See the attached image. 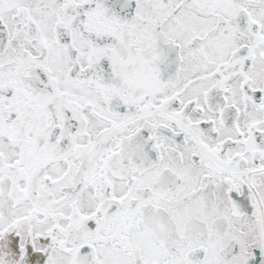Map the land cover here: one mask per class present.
Listing matches in <instances>:
<instances>
[{"label": "snow or ice", "instance_id": "6c2138e0", "mask_svg": "<svg viewBox=\"0 0 264 264\" xmlns=\"http://www.w3.org/2000/svg\"><path fill=\"white\" fill-rule=\"evenodd\" d=\"M0 264H264V0H0Z\"/></svg>", "mask_w": 264, "mask_h": 264}]
</instances>
